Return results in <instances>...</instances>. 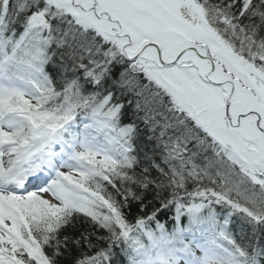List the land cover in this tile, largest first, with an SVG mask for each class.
Wrapping results in <instances>:
<instances>
[{"label": "snow or ice", "instance_id": "snow-or-ice-1", "mask_svg": "<svg viewBox=\"0 0 264 264\" xmlns=\"http://www.w3.org/2000/svg\"><path fill=\"white\" fill-rule=\"evenodd\" d=\"M0 264H264V0H0Z\"/></svg>", "mask_w": 264, "mask_h": 264}]
</instances>
